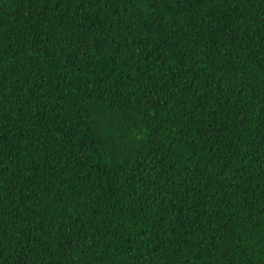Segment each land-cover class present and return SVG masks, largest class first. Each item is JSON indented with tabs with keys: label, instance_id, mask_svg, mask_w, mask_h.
<instances>
[{
	"label": "trees",
	"instance_id": "1",
	"mask_svg": "<svg viewBox=\"0 0 264 264\" xmlns=\"http://www.w3.org/2000/svg\"><path fill=\"white\" fill-rule=\"evenodd\" d=\"M0 264H264V0H0Z\"/></svg>",
	"mask_w": 264,
	"mask_h": 264
}]
</instances>
